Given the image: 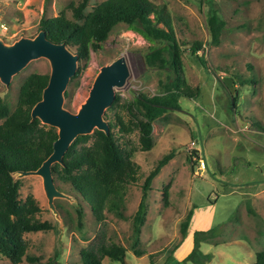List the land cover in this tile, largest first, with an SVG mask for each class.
Instances as JSON below:
<instances>
[{"label":"rangeland","instance_id":"374dc122","mask_svg":"<svg viewBox=\"0 0 264 264\" xmlns=\"http://www.w3.org/2000/svg\"><path fill=\"white\" fill-rule=\"evenodd\" d=\"M84 0H0V39L8 45L21 38H33L43 18L65 14L72 18L70 5ZM105 0H88L84 13ZM164 5L171 18L176 40L182 48L179 77L199 93L193 98L179 95L178 109L167 110L152 125V148L141 150L135 130H112L116 141L138 166L137 181L124 190L122 216L104 209L100 216L73 192L69 185L54 181L73 202L54 200L56 219L47 205L38 176L18 179L19 199L32 197L39 208L37 218L50 230L28 233L27 254L36 262L20 264H81L79 253L94 243L100 230L104 241L126 249V264H192L185 257L193 248V232H208L210 238L200 252L210 255L204 264H252L264 250V0H149ZM215 12L224 27L219 44L210 40L208 13ZM200 43L204 66L191 55L189 47ZM152 44L125 25L116 26L98 51H90L87 63L66 91L64 109L76 113L88 97L102 66L124 56L130 76L116 89L118 102L106 109L104 120L120 116L127 125L131 117L124 105L140 94L147 98L164 92L175 80L169 69H150L144 56ZM184 49V51H183ZM47 60L31 61L12 77L9 87L0 83V98L11 113L19 87L31 74L49 75ZM232 82L231 92L223 83ZM182 83V82H181ZM181 85V84H180ZM183 86H180V88ZM181 88V89H182ZM2 120H0V123ZM173 158L153 180L148 193V213L141 228L140 243L131 250L132 220L141 200L142 186L159 160ZM167 187V203L163 191ZM247 208L252 211L248 213ZM82 210L81 227L77 211ZM192 212L190 231L183 238L180 225ZM0 264L9 260L0 255ZM102 264H120L103 259Z\"/></svg>","mask_w":264,"mask_h":264},{"label":"trees","instance_id":"16d2710c","mask_svg":"<svg viewBox=\"0 0 264 264\" xmlns=\"http://www.w3.org/2000/svg\"><path fill=\"white\" fill-rule=\"evenodd\" d=\"M87 1L84 0L76 7H68L72 12L71 19L63 13L54 18L41 19L38 32L44 31L46 38L54 44H64L71 53L77 55L78 65L87 63L90 51L100 50L111 31L122 24L152 44L144 56L147 68L169 69L176 75L174 81L163 87V93L151 98L138 94L131 103L124 105L131 117L127 125L117 115L114 122H107L110 129L108 136L94 130L91 135L77 137L65 153L63 165L55 164L51 168L53 181L69 185L73 192L90 204L94 214L100 216L107 209L121 217L124 190L137 181L139 168L132 161L131 152L120 147L112 130L117 127L123 134L136 130L141 150L148 152L153 143V123L167 110L178 109L179 95L193 98L199 93V88H190L179 77L185 42L181 46L176 40L171 18L164 5H156L149 0H105L85 14ZM207 24L211 43L217 46L224 23L215 12H210ZM201 50L200 43L189 47L191 55L200 66H204L203 56L196 55ZM80 70L77 67L71 79H75ZM48 77L49 75L39 74L26 77L19 87L17 102L11 113L0 98V255L7 258L9 264H20L24 258L29 262H36L27 254L28 242L24 235L51 229L50 224L37 218L40 211L32 197H27L24 201L19 199L21 182L15 179V174L19 172L37 170L52 153L53 143L57 139L56 129L42 125L37 119L32 120L30 115L33 106L41 99ZM68 98L69 92L65 91L64 100ZM117 102L118 98L115 96L113 106ZM172 158V154L164 156L144 180L141 200L132 220L131 250L134 255L139 256L136 248L148 213L147 192L161 169ZM56 188L62 192L57 186ZM167 198L166 187L163 191L165 204ZM247 211L252 213L248 208ZM82 215L83 211L78 210L79 227ZM191 217L190 211L180 225L183 238L190 231ZM211 233L193 232V248L185 257V262L204 264L210 260V255L200 252V245L210 238ZM126 252L120 245L106 243L104 231L100 230L94 243L80 251L79 258L81 264H102L103 259L126 264ZM252 264H264V250L255 254Z\"/></svg>","mask_w":264,"mask_h":264},{"label":"water","instance_id":"95a60500","mask_svg":"<svg viewBox=\"0 0 264 264\" xmlns=\"http://www.w3.org/2000/svg\"><path fill=\"white\" fill-rule=\"evenodd\" d=\"M38 59L48 61L50 73L41 99L33 106L30 115L32 120L37 119L42 125L56 129L57 139L53 143L52 153L37 170L19 172L15 174V179L40 177L48 208L59 219L54 200L73 202V199L57 190L51 168L55 164L63 165V157L77 137L91 135L94 130L109 135L110 129L104 120L105 111L114 102L115 90L124 87L130 73L124 56L102 66L87 99L73 114L63 107L64 93L76 73L78 57L64 44L50 42L44 31H39L33 38H21L11 45L0 39V83L9 87L13 76ZM223 83L233 91L229 79H224Z\"/></svg>","mask_w":264,"mask_h":264},{"label":"built area","instance_id":"2783aa9c","mask_svg":"<svg viewBox=\"0 0 264 264\" xmlns=\"http://www.w3.org/2000/svg\"><path fill=\"white\" fill-rule=\"evenodd\" d=\"M0 29H4V30L6 31V28H5V27H3V26H1V27H0Z\"/></svg>","mask_w":264,"mask_h":264}]
</instances>
